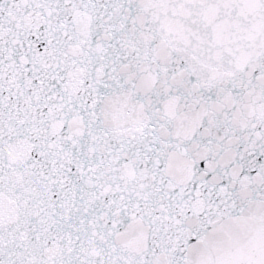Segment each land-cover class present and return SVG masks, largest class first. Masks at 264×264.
Returning <instances> with one entry per match:
<instances>
[{"label":"snow or ice","instance_id":"snow-or-ice-1","mask_svg":"<svg viewBox=\"0 0 264 264\" xmlns=\"http://www.w3.org/2000/svg\"><path fill=\"white\" fill-rule=\"evenodd\" d=\"M0 264H264V0H0Z\"/></svg>","mask_w":264,"mask_h":264}]
</instances>
